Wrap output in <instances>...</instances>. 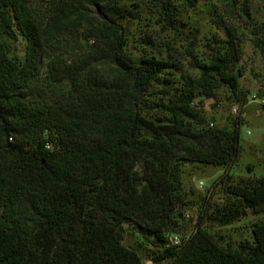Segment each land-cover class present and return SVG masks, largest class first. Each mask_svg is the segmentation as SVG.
Returning <instances> with one entry per match:
<instances>
[{
    "label": "trees",
    "instance_id": "trees-1",
    "mask_svg": "<svg viewBox=\"0 0 264 264\" xmlns=\"http://www.w3.org/2000/svg\"><path fill=\"white\" fill-rule=\"evenodd\" d=\"M130 14L119 0H0V264H144L129 233L156 263L264 264V219L238 249L210 231L264 214V175L230 185L223 205L207 199L182 233L185 166L227 173L240 156V120L217 126L198 108L221 88L246 101L237 28L205 57L191 43L198 75L180 82L176 57L128 52ZM162 16L178 29L171 0ZM259 34L264 61V21Z\"/></svg>",
    "mask_w": 264,
    "mask_h": 264
},
{
    "label": "rangeland",
    "instance_id": "rangeland-1",
    "mask_svg": "<svg viewBox=\"0 0 264 264\" xmlns=\"http://www.w3.org/2000/svg\"><path fill=\"white\" fill-rule=\"evenodd\" d=\"M119 1L131 13L123 22L128 52L136 57L145 52L166 59L176 57L181 65L177 73L180 82L181 74L198 75L184 58L191 43L199 57H205L208 41L225 39L226 26L231 25L237 28L242 41L243 55L233 69L240 74L238 95L241 97L243 91L246 101H238L226 88H221L215 98H204L198 106L208 123L232 127L240 120V156L228 174L219 165L185 166L183 187L188 206L182 233H187L193 229L207 199L213 206L223 205L230 199L226 190L230 185L264 175V61L255 46L260 24L264 21V0H190L192 4L189 0H171L178 29H168L163 20V0ZM14 50L22 53L23 43L16 42ZM235 105L241 107L240 116L232 113ZM262 219L264 214L250 212L232 224L210 227V231L221 237L224 247L238 249L241 244L253 242L252 226ZM124 243L140 251L144 264H167L166 261L156 263L152 259L153 248L134 233L127 234Z\"/></svg>",
    "mask_w": 264,
    "mask_h": 264
},
{
    "label": "built area",
    "instance_id": "built-area-1",
    "mask_svg": "<svg viewBox=\"0 0 264 264\" xmlns=\"http://www.w3.org/2000/svg\"><path fill=\"white\" fill-rule=\"evenodd\" d=\"M262 102H264V100H262ZM192 104L194 105L195 102H192ZM231 110H232V113L236 116H240L242 114V110H241V107L239 105L233 106ZM172 241L174 244H180L181 238H180V236H174L172 238Z\"/></svg>",
    "mask_w": 264,
    "mask_h": 264
}]
</instances>
